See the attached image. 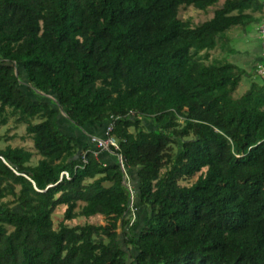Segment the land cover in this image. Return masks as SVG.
Returning <instances> with one entry per match:
<instances>
[{
	"label": "trees",
	"instance_id": "trees-1",
	"mask_svg": "<svg viewBox=\"0 0 264 264\" xmlns=\"http://www.w3.org/2000/svg\"><path fill=\"white\" fill-rule=\"evenodd\" d=\"M218 1L0 0V125L15 117L33 147H0V264H264V75L235 94L253 73L225 41L258 30L264 0ZM188 6L214 8L193 23ZM60 114L98 135L113 117L131 226L119 165Z\"/></svg>",
	"mask_w": 264,
	"mask_h": 264
},
{
	"label": "rangeland",
	"instance_id": "rangeland-1",
	"mask_svg": "<svg viewBox=\"0 0 264 264\" xmlns=\"http://www.w3.org/2000/svg\"><path fill=\"white\" fill-rule=\"evenodd\" d=\"M222 1L223 0H219L218 5ZM213 8L214 7H211L207 11H201L199 9L194 8L193 6L181 7L179 10V17L182 19H190L193 23H199L209 18L212 15ZM263 15H264V10H263ZM255 27H257L259 31L255 29H250L248 30V32H246L244 28H233L228 31L226 39H225L227 43V47L230 50H234V52H231L228 55V59L232 62H235L239 66H241L247 72L251 70V72L253 73L252 76L242 79V81L240 82L239 86L236 89L235 94L237 93L240 94L248 90L250 86V81L252 79H255L254 74L262 75V72L264 71V66L259 67V68L257 67L258 65L257 63H259L258 61L260 60L261 56L264 57V18L262 22L256 23ZM210 54H211V58L213 57L221 58L222 50L220 47H217L213 49ZM253 65H256V67L251 69V66ZM17 70L18 72H20L22 71V68L18 67ZM20 78L22 81L21 83L22 88L27 92L29 96L36 97V96L42 95V96H46L49 99H52L53 96L51 95V93L44 94L38 91L34 93L31 92L30 90L27 89L23 74H21ZM58 118H59L58 126L61 131L69 133L67 132L68 130H66L69 125L73 127L71 129V131H73L72 133L77 132L76 126L70 124V122L62 114H60ZM143 124L144 126L148 128L152 127V123L150 122L149 119H143ZM0 137H1L0 147H3L5 144L9 143L13 146H22L29 150L33 149L31 139L25 133V124L22 122L16 121L15 117H12V116L9 117L5 125H0ZM31 161L32 163H35L36 155H34ZM195 178H196V175L192 177L190 180L181 181V183H188L190 181L195 180ZM62 212H63L62 206H58L55 208L52 214L54 226H57L58 222L61 220ZM141 215H142L141 217H143V213ZM102 221L103 219L100 216H93L87 220L83 217H77L73 220L66 221V223L69 225H74V224H83L85 222H102ZM120 243L122 244L124 249L130 248L129 246H126L124 244L123 240H120Z\"/></svg>",
	"mask_w": 264,
	"mask_h": 264
},
{
	"label": "built area",
	"instance_id": "built-area-1",
	"mask_svg": "<svg viewBox=\"0 0 264 264\" xmlns=\"http://www.w3.org/2000/svg\"><path fill=\"white\" fill-rule=\"evenodd\" d=\"M264 63H260L257 65V67H263ZM262 75H264V71L262 72ZM130 115H132V111L129 112ZM113 117H110V119L107 121L102 135L98 134H88V143L90 145V149H92V152L95 156L99 157V154L101 153H109L114 155L115 161L119 165L122 173H123V184L125 185V188L127 190V193L129 195L128 200V206H127V212H126V219H128V226H131L134 221L136 220L137 216V206L135 204V196H136V190L133 185V183L130 180L129 172H128V166L125 163L124 158L122 155L118 152V143L114 136L110 134L113 124H112ZM87 150H82L80 152V158L81 161L84 163L86 162L85 153ZM62 178L69 179L70 175L67 170H62L59 174V180Z\"/></svg>",
	"mask_w": 264,
	"mask_h": 264
},
{
	"label": "crops",
	"instance_id": "crops-1",
	"mask_svg": "<svg viewBox=\"0 0 264 264\" xmlns=\"http://www.w3.org/2000/svg\"><path fill=\"white\" fill-rule=\"evenodd\" d=\"M69 128V129H68ZM68 128L66 130H68L67 132H69L68 134L74 135L75 137H77L78 140L83 141L85 137L88 136V132L83 130V133L81 131H79L77 129V132L72 133L73 131H71V129L73 128L72 126H68ZM66 133V132H65ZM99 157L104 161V162H114L115 161V157L112 154L109 153H101L99 154Z\"/></svg>",
	"mask_w": 264,
	"mask_h": 264
}]
</instances>
